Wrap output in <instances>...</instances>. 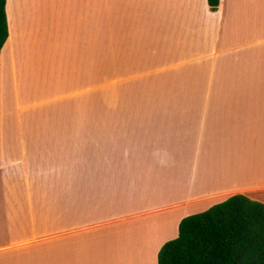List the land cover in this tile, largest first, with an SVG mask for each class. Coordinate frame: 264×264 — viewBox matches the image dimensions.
Wrapping results in <instances>:
<instances>
[{"label":"crops","instance_id":"0c3cea01","mask_svg":"<svg viewBox=\"0 0 264 264\" xmlns=\"http://www.w3.org/2000/svg\"><path fill=\"white\" fill-rule=\"evenodd\" d=\"M6 11L0 264H158L185 216L264 203V0Z\"/></svg>","mask_w":264,"mask_h":264},{"label":"trees","instance_id":"16d2710c","mask_svg":"<svg viewBox=\"0 0 264 264\" xmlns=\"http://www.w3.org/2000/svg\"><path fill=\"white\" fill-rule=\"evenodd\" d=\"M211 10L221 0H207ZM7 0H0V55L9 36ZM158 264H264V203L234 194L185 216L178 235L158 252Z\"/></svg>","mask_w":264,"mask_h":264},{"label":"rangeland","instance_id":"374dc122","mask_svg":"<svg viewBox=\"0 0 264 264\" xmlns=\"http://www.w3.org/2000/svg\"><path fill=\"white\" fill-rule=\"evenodd\" d=\"M143 236H144V235H143ZM145 236H146V235H145ZM147 237H148V235H147ZM148 244H149V245H148ZM151 245H152V244H150V243H146V247H151ZM155 245H156V244L152 245V248H154ZM143 246H144V244H143ZM148 251H149V249H148ZM143 253H144V247H143ZM151 255H152V253H151ZM153 258H154V257H153V255H152V262H153ZM143 264H145V263H143Z\"/></svg>","mask_w":264,"mask_h":264}]
</instances>
